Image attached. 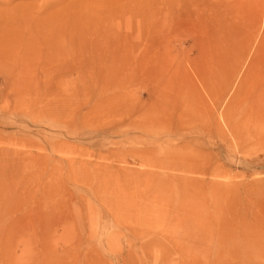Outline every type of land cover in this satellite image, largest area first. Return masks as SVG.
<instances>
[{
    "label": "rangeland",
    "instance_id": "374dc122",
    "mask_svg": "<svg viewBox=\"0 0 264 264\" xmlns=\"http://www.w3.org/2000/svg\"><path fill=\"white\" fill-rule=\"evenodd\" d=\"M262 88L264 0H0V264H264Z\"/></svg>",
    "mask_w": 264,
    "mask_h": 264
},
{
    "label": "bare ground",
    "instance_id": "6f19581e",
    "mask_svg": "<svg viewBox=\"0 0 264 264\" xmlns=\"http://www.w3.org/2000/svg\"><path fill=\"white\" fill-rule=\"evenodd\" d=\"M240 9V10H239ZM251 12L250 10V4L249 2H245L243 3L242 1H235L232 5V13L235 17H237L238 14H240V16H248V14ZM231 13V14H232ZM252 13V12H251ZM255 14V13H254ZM188 27V26H186ZM237 53V51H236ZM236 57V55H235ZM232 63V62H231ZM234 63V62H233ZM234 65V64H233ZM152 69V68H151ZM168 69V68H167ZM166 70V69H165ZM263 86V85H262ZM261 87V86H260ZM261 93L264 92V88L261 89ZM207 261V260H206ZM209 262V261H208ZM207 262V263H208ZM210 263V262H209ZM206 264V262H205Z\"/></svg>",
    "mask_w": 264,
    "mask_h": 264
}]
</instances>
